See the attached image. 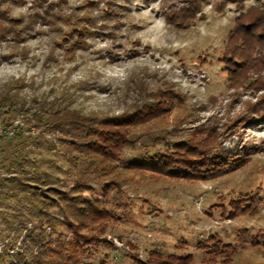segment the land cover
Here are the masks:
<instances>
[{
	"label": "rangeland",
	"instance_id": "374dc122",
	"mask_svg": "<svg viewBox=\"0 0 264 264\" xmlns=\"http://www.w3.org/2000/svg\"><path fill=\"white\" fill-rule=\"evenodd\" d=\"M191 1L27 0L10 6L9 16L24 21L46 10L63 16L85 13L96 27L68 51L69 40L63 39L68 25L60 18L48 22L34 17L20 39L0 41V95L17 99L14 105L0 106V161L5 156L9 166L0 164V252L6 249L14 257L29 249L35 254L42 242L47 248L50 240L54 246L75 239L52 205L57 196L50 188L67 191L84 181L94 189L83 195L101 199L99 207L112 216L102 233H97L99 224L80 232L100 242L84 257L86 262L133 264L131 255L144 259L154 249L164 256L192 254L193 264H264V248L255 244L264 239V101H258L264 89L249 86L256 78L264 83V63L249 72L248 82L230 85L221 60L234 19L263 10L264 0H200L191 21L174 19ZM261 53L254 46L253 54ZM163 92L171 96L169 101L166 94L165 113L128 128L119 159L109 161L112 172H105L109 169L102 163L89 167L60 144L61 132L39 121L47 110L62 108L97 121L124 115ZM210 128L219 134L214 145L219 142L243 160L235 169L204 180L121 169L132 156L169 150L174 141L204 139L199 129ZM36 175L50 182L37 184L47 194L42 206L49 219L29 221L32 204L9 197L5 185L13 186L11 176ZM111 179L119 180L120 194L103 198L98 184ZM257 192L254 213L229 217L230 200ZM211 236L231 244L235 252L207 254L198 244ZM113 239L123 245L116 246Z\"/></svg>",
	"mask_w": 264,
	"mask_h": 264
},
{
	"label": "trees",
	"instance_id": "16d2710c",
	"mask_svg": "<svg viewBox=\"0 0 264 264\" xmlns=\"http://www.w3.org/2000/svg\"><path fill=\"white\" fill-rule=\"evenodd\" d=\"M26 1L0 0V41L7 36L14 40L20 39L22 31L29 29V23L35 21L34 17L48 22L50 19L53 21V19L60 18L63 23L68 25V30L63 34V39L69 40L70 46L68 45L66 48L68 51L73 50L78 43H84L87 30L96 27L91 25L94 24V21L85 13L80 16H74L73 14L63 16L48 13L46 10V14L42 12L40 15L37 12L30 14L27 21H24L22 16H9L11 5H21ZM36 1L32 0L30 3L34 4ZM38 1L41 3V0ZM191 3V6L187 8H179L178 13H175V16L173 15L174 19L181 16L183 21H191L200 9V0H192ZM234 20L228 44L221 56L224 64L223 70L226 72L230 85L248 82L249 72L264 63V54L261 53L259 56L253 54L254 46H259L261 52L264 50V9H253L239 15ZM79 22L82 25H79ZM259 80L262 81L261 78L254 79L249 86L264 89V83L259 82ZM166 94L167 92H163L160 96L143 102L144 104L131 112H127L128 114L106 116L98 121L94 117L84 116L65 108L47 110V115L40 117L39 121L46 120L45 125L49 130L61 132L62 137H65L58 138L60 144L76 153L89 167L102 163L104 169H109L105 172H112L113 167L110 166L109 161L119 159L123 146L128 142V128L139 125L151 117L158 118L165 113V109L169 105L167 95L169 101L171 100V96ZM16 101L17 99L14 96L0 95V106L9 107L14 105ZM258 101H264V96ZM258 101L252 106L258 104ZM6 113L8 114V111ZM202 133L206 137L194 143L188 140L174 141L171 143L169 150H156L151 153L132 156L125 160V165L121 169L138 173L150 172L175 179L204 180L233 170L243 162L242 159L237 157L238 155L236 156V154L222 148L219 142L214 145L219 135L214 128H210L207 132L199 129V134ZM1 159V166L4 168L9 167L7 166L8 163L6 164L5 156ZM12 159L15 160L16 157L12 156ZM21 163L22 161L17 164ZM115 166L117 165L115 164L114 168H116ZM10 169L15 168L12 166ZM22 171H24V168L21 169ZM8 179L11 182L13 181V186L5 185L9 191V197L17 200L21 197L32 204L31 208L28 209L27 219L29 221L39 217H41V220L44 217L49 219L42 206L44 204L42 201H45L47 194L37 186L38 183L48 186L50 182L47 179L38 175L30 176L28 179L16 176H11ZM3 180L0 178L1 186L4 185ZM118 181V179H111L98 184L103 198H107L110 192L120 194ZM77 183L73 184L67 191H61L58 186H51L50 188L51 194L57 196V198H54L56 200H53L52 205L58 208L59 213L63 215L64 221L61 223L75 235V239L67 242H57L54 246H52L53 242L50 240L46 245L47 248H43L46 242H42L39 245L40 249H37L35 254L31 253L32 251L29 249H22L14 257L5 252L6 249H3L0 252V264H107L104 259L97 262H86L84 257L90 255V252L93 249L95 250L100 242L95 236H81L80 232L86 228L93 231L95 230L94 225L99 224L97 233H102L106 222L112 219L111 213L106 208L99 207L101 199L83 195L84 192L93 190V186L84 181ZM118 199L120 198L118 197ZM258 199L259 193L257 192V194H240L238 199L230 200L231 213L229 217L254 213L258 209ZM48 224L52 225L49 220ZM79 238L82 239L79 240ZM255 244H261L264 248V239L255 242ZM198 245L200 248H204L205 252L212 257L235 252L234 246L222 242L217 236L202 240ZM130 257L133 264H193L194 262L192 254L176 255L171 253L164 256L154 249L149 250L144 259L139 258L137 255H131Z\"/></svg>",
	"mask_w": 264,
	"mask_h": 264
},
{
	"label": "built area",
	"instance_id": "2783aa9c",
	"mask_svg": "<svg viewBox=\"0 0 264 264\" xmlns=\"http://www.w3.org/2000/svg\"><path fill=\"white\" fill-rule=\"evenodd\" d=\"M113 242L116 246H122L123 244L121 242H117L116 239H113Z\"/></svg>",
	"mask_w": 264,
	"mask_h": 264
}]
</instances>
